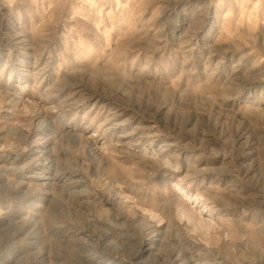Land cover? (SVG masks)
<instances>
[{
	"label": "rangeland",
	"instance_id": "obj_1",
	"mask_svg": "<svg viewBox=\"0 0 264 264\" xmlns=\"http://www.w3.org/2000/svg\"><path fill=\"white\" fill-rule=\"evenodd\" d=\"M0 264H264V0H0Z\"/></svg>",
	"mask_w": 264,
	"mask_h": 264
}]
</instances>
